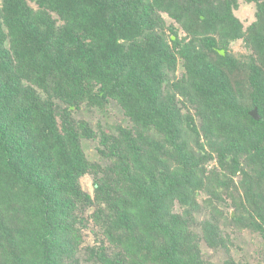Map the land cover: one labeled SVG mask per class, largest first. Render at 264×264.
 <instances>
[{
    "label": "trees",
    "instance_id": "trees-1",
    "mask_svg": "<svg viewBox=\"0 0 264 264\" xmlns=\"http://www.w3.org/2000/svg\"><path fill=\"white\" fill-rule=\"evenodd\" d=\"M263 224L264 0H0V264H248Z\"/></svg>",
    "mask_w": 264,
    "mask_h": 264
},
{
    "label": "rangeland",
    "instance_id": "rangeland-1",
    "mask_svg": "<svg viewBox=\"0 0 264 264\" xmlns=\"http://www.w3.org/2000/svg\"><path fill=\"white\" fill-rule=\"evenodd\" d=\"M255 13H256V8L254 5L245 4V2L241 1L238 10L235 11V16L242 22L244 27L247 28L255 20V15H256ZM166 21L167 24H171L174 22L171 19ZM174 25L178 26L175 23ZM181 35H183V33H181ZM233 46L237 48L238 51L242 50L241 42H237L233 44ZM182 70H183L182 67L179 66L176 72V76L181 77ZM76 116H78L79 119H87L91 123V125L93 126L96 132L99 131L98 128L100 127L107 128L106 126L118 125L124 122V116L122 110L116 109L113 106L103 115H101L96 111L88 110L84 107V109L78 112ZM98 144H99L98 140L87 143V152L89 153L90 156H96L94 149ZM84 185L86 186L87 189L90 190L92 187L91 180L89 179V181L87 183H84ZM230 211H231V215L234 214V216H236L234 208H231ZM232 234L233 236L237 237V240L235 238L236 243L239 247V252L237 255L238 257H240V259L243 258V260L247 261L248 264H264V238H263L264 234L262 232V229L261 231L258 232L256 231L249 232V230L241 231V230L232 229ZM209 253L212 257V261L219 258V255L217 253L213 251Z\"/></svg>",
    "mask_w": 264,
    "mask_h": 264
},
{
    "label": "water",
    "instance_id": "water-1",
    "mask_svg": "<svg viewBox=\"0 0 264 264\" xmlns=\"http://www.w3.org/2000/svg\"><path fill=\"white\" fill-rule=\"evenodd\" d=\"M221 54L224 55L225 52L224 51H221ZM251 115L256 119V120H259L260 119V116L258 114V110L257 109H254L252 112H251ZM232 216H234V214H232Z\"/></svg>",
    "mask_w": 264,
    "mask_h": 264
}]
</instances>
